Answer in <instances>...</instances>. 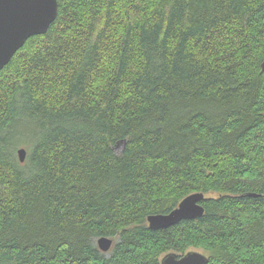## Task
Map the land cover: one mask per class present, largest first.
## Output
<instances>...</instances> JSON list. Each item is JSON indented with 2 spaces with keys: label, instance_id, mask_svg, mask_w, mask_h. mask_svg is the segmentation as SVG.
I'll return each instance as SVG.
<instances>
[{
  "label": "trees",
  "instance_id": "trees-1",
  "mask_svg": "<svg viewBox=\"0 0 264 264\" xmlns=\"http://www.w3.org/2000/svg\"><path fill=\"white\" fill-rule=\"evenodd\" d=\"M263 61L264 0H59L0 70V264H264Z\"/></svg>",
  "mask_w": 264,
  "mask_h": 264
},
{
  "label": "water",
  "instance_id": "water-1",
  "mask_svg": "<svg viewBox=\"0 0 264 264\" xmlns=\"http://www.w3.org/2000/svg\"><path fill=\"white\" fill-rule=\"evenodd\" d=\"M58 13L59 0H0V70L11 61L30 37L46 33ZM262 69L264 70V61ZM18 155L20 161L25 162L27 149L19 148ZM205 198V192H193L187 195L171 212L149 215V227L167 228L182 220L203 216L205 206L202 201ZM97 243L101 250L108 252L114 244V238L100 236ZM209 259L210 257L199 249H191L184 254L170 251L162 257V264H208Z\"/></svg>",
  "mask_w": 264,
  "mask_h": 264
},
{
  "label": "rangeland",
  "instance_id": "rangeland-1",
  "mask_svg": "<svg viewBox=\"0 0 264 264\" xmlns=\"http://www.w3.org/2000/svg\"><path fill=\"white\" fill-rule=\"evenodd\" d=\"M35 121L36 120H31L30 118L19 117L18 119L14 120V122L11 124V130H9L8 139H9L10 146L15 148L16 151L22 147L26 148L27 149V158H28V155L30 153V148H31L30 135H33L32 133L34 132V130L36 128V122ZM34 145H36V144H33L32 146L35 147ZM121 148H122V145H119L118 149L120 150ZM17 155H18V152H17ZM27 158H26V160H27ZM208 195H210V193H208ZM211 195H213V194H211ZM191 249H199V248L192 247L189 250H191ZM199 250L206 253L202 248H200Z\"/></svg>",
  "mask_w": 264,
  "mask_h": 264
},
{
  "label": "bare ground",
  "instance_id": "bare-ground-1",
  "mask_svg": "<svg viewBox=\"0 0 264 264\" xmlns=\"http://www.w3.org/2000/svg\"><path fill=\"white\" fill-rule=\"evenodd\" d=\"M176 208V207H175Z\"/></svg>",
  "mask_w": 264,
  "mask_h": 264
}]
</instances>
